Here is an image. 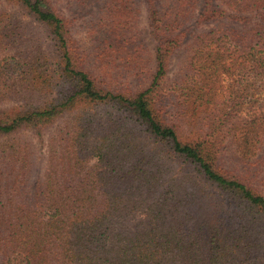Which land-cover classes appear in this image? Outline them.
Masks as SVG:
<instances>
[{"label": "trees", "instance_id": "1", "mask_svg": "<svg viewBox=\"0 0 264 264\" xmlns=\"http://www.w3.org/2000/svg\"><path fill=\"white\" fill-rule=\"evenodd\" d=\"M0 1V264H264V0Z\"/></svg>", "mask_w": 264, "mask_h": 264}, {"label": "rangeland", "instance_id": "2", "mask_svg": "<svg viewBox=\"0 0 264 264\" xmlns=\"http://www.w3.org/2000/svg\"><path fill=\"white\" fill-rule=\"evenodd\" d=\"M138 5L140 6V13H139V19L137 27L134 31V36L137 41L145 44L148 47V52L154 53V43L153 39L149 32V20H148V8L145 0H137ZM58 3V2H57ZM6 3L3 1H0V8L5 6ZM59 5V3H58ZM60 8L63 10V12L67 14H72L73 17H75V27L78 31L79 37L81 41L88 43L91 42V31L89 29V24L92 21H97L99 19V15L101 13V6L99 4H94L91 7H67L65 3H60ZM76 9V10H73ZM192 34L194 35L197 32H200L205 29H209L212 27L211 23H202V24H196L193 22L192 24ZM97 44V42H92ZM48 44V43H47ZM186 49L185 47L180 48L175 56L173 57V61L171 63V67L169 69V78H173L175 76V72L178 69L180 61L185 56ZM121 80H132V78H124L122 77ZM251 94L247 97L246 103H244L243 107H248L250 105L249 101L254 98H259L260 100L264 99V88H255L251 90ZM2 105H0L1 107ZM25 137L30 139L33 150H34V172L35 174L39 173L43 168V159L47 152V135L43 139L37 138L32 133H25ZM134 222H137V219L134 220Z\"/></svg>", "mask_w": 264, "mask_h": 264}]
</instances>
